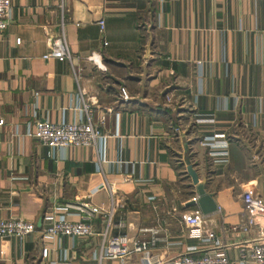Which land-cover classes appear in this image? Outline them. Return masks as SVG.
Wrapping results in <instances>:
<instances>
[{
  "label": "crops",
  "instance_id": "0c3cea01",
  "mask_svg": "<svg viewBox=\"0 0 264 264\" xmlns=\"http://www.w3.org/2000/svg\"><path fill=\"white\" fill-rule=\"evenodd\" d=\"M9 4L0 31V217L30 220L34 229L0 237V264H95L100 243L119 234L156 235L149 260L215 246L229 264H240L238 243L256 230L229 228L241 219L240 193L251 189L264 201V0ZM60 19L77 77L67 59L42 57ZM80 94L92 121L103 116L100 127L109 134L103 159L91 146L49 149L31 135L36 117L81 116ZM186 159L213 193L217 209L204 219L216 245L190 236L179 219L197 206ZM109 190L121 205L103 236ZM79 202L99 209L90 235L40 234L44 211ZM66 212L77 219L74 209ZM104 262L145 258L133 253Z\"/></svg>",
  "mask_w": 264,
  "mask_h": 264
},
{
  "label": "built area",
  "instance_id": "2783aa9c",
  "mask_svg": "<svg viewBox=\"0 0 264 264\" xmlns=\"http://www.w3.org/2000/svg\"><path fill=\"white\" fill-rule=\"evenodd\" d=\"M9 0H0V31L4 28L9 15ZM99 31L102 32L103 21L98 19ZM60 29L57 35L47 36L48 48L42 57H54L56 59H67L70 62L72 73L77 77L78 67L72 62L73 55L65 40L62 32V19H60ZM14 41L19 42V37ZM104 44L105 41L102 40ZM90 57V55H89ZM120 94L123 99L127 97L125 90L121 87ZM81 116L71 121H50L45 117H36L33 121L31 135L41 144L49 149L53 147L65 146H91L103 159L107 144L108 133L103 131L100 123L103 116H100L99 122L92 121L89 103L79 95ZM2 119L0 118V123ZM174 129H177L175 127ZM50 152H48L49 154ZM241 200V219L238 223L229 226L231 230H240L242 233H249L254 227L255 233L249 238L243 239L238 243L237 261L242 264L245 261H253L257 264H264V201L255 196L251 189H243L240 193ZM120 199L109 190L108 206L104 211V224L102 234L110 224V218L118 205ZM72 208L75 210L77 219H69L66 216V210ZM99 209L94 205H88L84 202L62 203L56 205L53 209L46 210L42 217L48 222L40 228V234L46 237H60L62 235H90L92 233L91 220ZM180 221L189 228L188 234L197 238L200 242L218 243L214 237V232L205 226L204 214L197 206L191 209L182 210L179 213ZM34 229L32 221L17 216L0 217V237L6 235H15L22 237L27 232ZM154 232V231H153ZM158 240L156 235L150 236L148 240L138 238H127L124 234L109 235L100 243L97 251L94 253L95 264H106L105 258L116 259L123 262L133 253H142L145 258V264H229L230 259L224 248L215 246L204 249L199 255H193L191 251L194 246H188L185 251L175 255L172 258L152 259L147 258L148 249ZM47 252L46 245L40 247L39 253L45 256Z\"/></svg>",
  "mask_w": 264,
  "mask_h": 264
},
{
  "label": "water",
  "instance_id": "95a60500",
  "mask_svg": "<svg viewBox=\"0 0 264 264\" xmlns=\"http://www.w3.org/2000/svg\"><path fill=\"white\" fill-rule=\"evenodd\" d=\"M185 164V171L190 178V182L194 186L195 204L204 215L215 211L217 209V205L213 198V193L205 189L204 179H198L197 172L193 169L187 159L185 160Z\"/></svg>",
  "mask_w": 264,
  "mask_h": 264
}]
</instances>
